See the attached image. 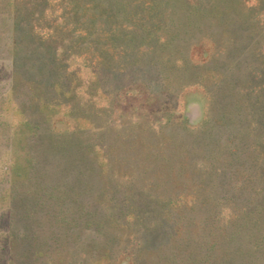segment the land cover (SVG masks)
Returning a JSON list of instances; mask_svg holds the SVG:
<instances>
[{"label":"rangeland","instance_id":"374dc122","mask_svg":"<svg viewBox=\"0 0 264 264\" xmlns=\"http://www.w3.org/2000/svg\"><path fill=\"white\" fill-rule=\"evenodd\" d=\"M125 2L0 0V159L19 122L46 119L37 105L48 94L60 106L48 123L64 135L76 125L64 104L91 98L80 115L98 133L84 140L106 150L97 172L47 150L43 171L65 187L69 213L86 208L85 221L51 226L39 210L32 231L44 246L20 235L12 247L0 202V264H264V211L238 217L258 186H237V157L251 163L264 144V0H165L151 46L137 25L143 0ZM49 73L65 90L72 81L71 102L50 93ZM78 171L95 191L78 189ZM125 206L136 207L128 220L109 215Z\"/></svg>","mask_w":264,"mask_h":264},{"label":"trees","instance_id":"16d2710c","mask_svg":"<svg viewBox=\"0 0 264 264\" xmlns=\"http://www.w3.org/2000/svg\"><path fill=\"white\" fill-rule=\"evenodd\" d=\"M120 1V6L125 10V0ZM164 1L165 0H143L142 2V10L140 11H143L144 16L143 18H139L137 25H139V22L143 23L140 24V26L142 27L143 35L145 36L144 39H146V43L148 42L149 45L151 42L147 39L151 41L154 39L156 25L159 27L164 26L163 16H161V13L163 12L162 10L165 7L162 5ZM90 30L91 29H89V31ZM103 33L105 35V40L109 37L111 38L110 34H107L109 32ZM121 38H123V36L120 34L118 35V32L115 33V35H112L113 41L117 40L120 42ZM131 43L135 46V42ZM158 62L159 61L154 62V64L158 66ZM185 65L186 63L181 68L185 69ZM175 66L177 68V64ZM49 74L51 75L49 76V81L52 88V90L50 88V93L56 94L58 97L71 102V99H74L71 88L72 81L70 80V88L65 90L64 88L68 87L65 77L62 75L57 76L56 74ZM61 82H65V87L62 86ZM163 82L165 81L163 80ZM198 84L201 86V83ZM46 91L47 86L43 92L45 93ZM48 97L49 94L47 97H39V103L37 105L39 110L45 114L46 119H25L19 122L17 125L18 129L14 133L11 147L7 151V160H2V158L0 159V202L7 203L8 211L7 215L4 216L3 222L7 224L5 233L8 234L12 247L18 243L21 237H24L25 240H29L30 242L37 241L39 247L44 246L38 242L40 240L38 235L34 234V231H32L36 225H42V222L39 221V210H43L44 213L46 212L45 216L48 218L51 226L60 225L61 227L70 228L79 223L77 222L78 219L83 221V223L85 221L86 217L84 216V212H86V208L81 207L76 213L78 214L76 218L75 215L69 213V211L65 208V202L69 199L68 194L63 192L65 187H62L60 185V181L58 180L51 181L48 179L47 174L51 173V171H43L45 166H47V150L52 149L53 151H51L54 155L56 154L60 156L61 152H63L64 156H68L67 158L69 159L72 157V160L74 159V161L81 158L88 159L86 162L85 160H82V163H84L87 167L86 170L91 169L97 172V168H101L104 165L99 162V154H103V152L105 153L106 150L99 149L92 137L90 138L92 141L88 140V143H85L84 140L85 135H90L89 130L91 132H97L94 128L92 129L83 125L82 122H89V119L80 115L85 114L84 109H91V98H89L86 103H80L81 105L79 104L77 107L69 105L71 106L69 108L68 104H66L67 102L64 104L66 107V116L76 122L73 131L64 135L56 133L52 125L48 123V121H51L50 119L56 108L60 107L55 105V103L49 100ZM208 122V118L204 119L201 123L199 131L203 130ZM254 148L257 151L256 160L253 159V162H255L254 164L253 162L250 163L249 160H243V158L237 157V162H239L238 165H240V169L242 170L241 173H243V179H240L237 184V186H239L238 191L241 193H248V191L245 190V185L248 187L250 183H254L253 185L256 184L258 186L256 187V193L259 196L256 205L251 206L250 204L251 207L245 206L248 207L249 210L238 216L239 220L243 222L258 220L259 217L257 216L259 215V211H264V144L256 143V147ZM67 152H70V154H67ZM79 153H81V156H78ZM64 159L67 160L66 158ZM81 166L82 164L80 165L79 170L81 169ZM73 168L75 167L73 166ZM85 171H82V173L78 171L76 173L79 180L78 184L80 183L79 185H81L80 187L78 186V189L83 186H89L92 191H95V186L91 182L87 181L88 174ZM92 197L101 198V195H95L94 192ZM154 198H157L158 201L161 202L158 196L154 195ZM247 200L251 201V199ZM168 203H172V201L170 200ZM80 210L81 214H79ZM134 212H136L135 206H133V208L125 206V209L120 207L119 213H111L109 215H119L121 218L128 220L129 217L134 216ZM17 217L22 218V221L25 224L23 230L15 227V219ZM93 222L95 221H89L86 226H92ZM28 233L30 236H28ZM51 239L59 245L60 240L57 236H53ZM263 246L264 243L258 245L257 247L262 248ZM35 255L37 256L38 253Z\"/></svg>","mask_w":264,"mask_h":264}]
</instances>
